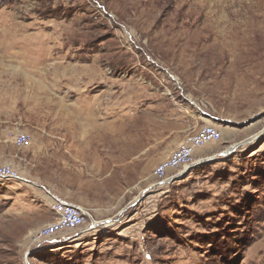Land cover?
Segmentation results:
<instances>
[{
	"label": "rangeland",
	"instance_id": "374dc122",
	"mask_svg": "<svg viewBox=\"0 0 264 264\" xmlns=\"http://www.w3.org/2000/svg\"><path fill=\"white\" fill-rule=\"evenodd\" d=\"M207 124L219 154L159 184ZM7 129L37 155L0 180V264H264V0H0V158ZM50 193L98 229L35 249Z\"/></svg>",
	"mask_w": 264,
	"mask_h": 264
},
{
	"label": "built area",
	"instance_id": "2783aa9c",
	"mask_svg": "<svg viewBox=\"0 0 264 264\" xmlns=\"http://www.w3.org/2000/svg\"><path fill=\"white\" fill-rule=\"evenodd\" d=\"M16 148H31L32 135L21 130L7 133ZM223 133L215 125H203L194 134L181 141L172 153L161 160L153 170L157 182L164 183L185 172L195 161V155L208 144L222 140ZM0 180H16L25 182L27 179L20 170L8 163L0 164ZM51 209L54 219L30 235L31 245L35 249L54 244H70L98 229L99 222L94 219L91 211L59 196L50 193Z\"/></svg>",
	"mask_w": 264,
	"mask_h": 264
},
{
	"label": "crops",
	"instance_id": "0c3cea01",
	"mask_svg": "<svg viewBox=\"0 0 264 264\" xmlns=\"http://www.w3.org/2000/svg\"><path fill=\"white\" fill-rule=\"evenodd\" d=\"M8 130H14V129H7ZM22 131V130H21ZM35 140L33 139V142ZM221 141V140H220ZM218 142V141H217ZM211 144V143H210ZM208 144L206 147L204 148H201L197 151L196 153V158H214L218 153L216 154H209V153H206L205 154V151L208 150V146L210 145ZM33 144H32V147L31 148H23V149H20V148H17L16 150H12L10 152V155L9 156H6V157H3V158H0V164H3V163H8V164H11L13 165L15 168H17L19 170L21 164L20 162L16 159V158H36V153L34 151H32L33 149ZM224 152V151H223ZM223 152H220V153H223ZM87 159L88 163H90L89 165H87V167L93 171H98L100 172L101 169H102V164H101V158H85ZM103 170V169H102ZM116 173H118V171H116ZM56 196H59L60 198L70 202V203H73V204H76V205H80L88 210L91 211V209H89L88 207H86L85 205L79 203V202H74V201H71V200H68L67 198H64L63 196H60L58 194H54ZM52 202V201H51Z\"/></svg>",
	"mask_w": 264,
	"mask_h": 264
},
{
	"label": "bare ground",
	"instance_id": "6f19581e",
	"mask_svg": "<svg viewBox=\"0 0 264 264\" xmlns=\"http://www.w3.org/2000/svg\"><path fill=\"white\" fill-rule=\"evenodd\" d=\"M78 114L73 113V114H67V117L64 115L61 120H68V121H75V120H79L82 122V125H90L91 124V120L90 119H86V121L83 120L82 117L77 116ZM84 121V122H83Z\"/></svg>",
	"mask_w": 264,
	"mask_h": 264
}]
</instances>
